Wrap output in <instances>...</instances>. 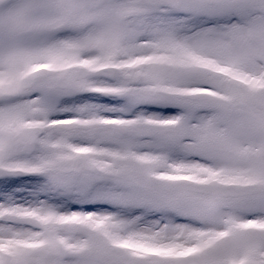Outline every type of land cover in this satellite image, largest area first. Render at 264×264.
I'll return each instance as SVG.
<instances>
[{
	"label": "snow or ice",
	"instance_id": "snow-or-ice-1",
	"mask_svg": "<svg viewBox=\"0 0 264 264\" xmlns=\"http://www.w3.org/2000/svg\"><path fill=\"white\" fill-rule=\"evenodd\" d=\"M0 264H264V0H0Z\"/></svg>",
	"mask_w": 264,
	"mask_h": 264
}]
</instances>
